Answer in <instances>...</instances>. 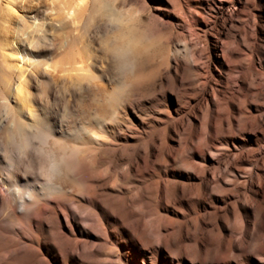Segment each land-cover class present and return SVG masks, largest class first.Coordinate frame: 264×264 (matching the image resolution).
Wrapping results in <instances>:
<instances>
[{"label": "rangeland", "instance_id": "374dc122", "mask_svg": "<svg viewBox=\"0 0 264 264\" xmlns=\"http://www.w3.org/2000/svg\"><path fill=\"white\" fill-rule=\"evenodd\" d=\"M38 4L19 1L12 22L29 10L41 16ZM141 7L164 41L150 78L166 81L132 95L137 105L72 128L98 132L95 119L105 121L109 177L138 163L126 188L135 195L138 187L139 201L131 193L106 203L119 222L107 264H264V0H141ZM54 32L41 44L49 59ZM166 53L191 61L185 86L165 66L158 73ZM37 77L38 104L54 103Z\"/></svg>", "mask_w": 264, "mask_h": 264}, {"label": "clouds", "instance_id": "9594fccd", "mask_svg": "<svg viewBox=\"0 0 264 264\" xmlns=\"http://www.w3.org/2000/svg\"><path fill=\"white\" fill-rule=\"evenodd\" d=\"M38 8L45 29L55 32L49 37L51 58L34 72L54 97L44 111L58 116L63 132L56 135L46 119L29 116L11 87L0 88V173L5 179L30 176L41 186L34 196L19 185L0 193V218L35 217L46 201L63 200L86 185L90 150L74 136V121L77 127L89 124L93 115L115 111L149 87L164 43L141 0H39ZM94 62L103 63L107 87Z\"/></svg>", "mask_w": 264, "mask_h": 264}, {"label": "bare ground", "instance_id": "6f19581e", "mask_svg": "<svg viewBox=\"0 0 264 264\" xmlns=\"http://www.w3.org/2000/svg\"><path fill=\"white\" fill-rule=\"evenodd\" d=\"M19 1L23 0H5V3L0 4L1 85L11 87L17 97L23 98L29 116L40 115L47 120L56 135H61L63 129H58L50 123L49 112H45L44 106L38 104L34 92V84L40 85V79L34 69L49 59L48 50L42 48L41 44L46 40L51 28L46 30L41 16L31 10L21 14L12 22L14 7ZM21 9L25 8L21 7ZM164 66L169 79L185 86L181 73H186L191 68L188 57L185 61L166 53L159 64L158 73ZM104 71L106 69L99 70L101 80ZM164 77L162 74L151 77V84L146 90L150 87L155 90L163 85L166 81ZM198 81L196 77L195 83L197 84ZM191 91L195 93L198 90L191 89ZM162 95H166V92ZM130 98L122 105H137L133 104ZM45 104L47 105L48 101ZM95 120L101 128L98 132L86 128L72 130L74 136L90 150L92 174L86 185L75 191H69L63 200L46 201L35 217L14 214L11 217L0 218V264H107L110 262L109 255L116 246L117 238L112 232L119 230L117 226L119 222L110 214L106 203L120 202L123 196L127 197L131 193L134 195L126 185L134 182L132 174L137 170L138 163H132L127 174L109 177L108 166L102 163L103 157L110 153V144L104 128L105 121L100 117ZM5 175L0 173V193L15 191L17 185L26 192L32 189L28 192L32 196L41 191V186L30 176L17 175L14 179L8 176L5 179ZM134 190L136 191L134 197L138 202V187H134ZM2 215L0 211V217Z\"/></svg>", "mask_w": 264, "mask_h": 264}]
</instances>
